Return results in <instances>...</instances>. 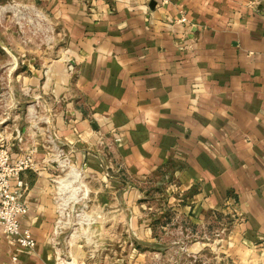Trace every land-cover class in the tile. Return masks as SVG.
<instances>
[{"label":"crops","instance_id":"obj_1","mask_svg":"<svg viewBox=\"0 0 264 264\" xmlns=\"http://www.w3.org/2000/svg\"><path fill=\"white\" fill-rule=\"evenodd\" d=\"M39 1L58 59L26 67L29 100L3 107L38 109L42 128L7 140L36 165L18 219L36 246L1 237L0 264H113L95 259L105 243L55 239L77 205L87 228L73 233L136 222L134 246H118L131 264H264V0Z\"/></svg>","mask_w":264,"mask_h":264},{"label":"rangeland","instance_id":"obj_2","mask_svg":"<svg viewBox=\"0 0 264 264\" xmlns=\"http://www.w3.org/2000/svg\"><path fill=\"white\" fill-rule=\"evenodd\" d=\"M41 7L39 0H0V118L3 119L0 120V144L6 145L9 135L14 137L16 131L21 136L32 124L33 127L42 128L37 123L38 109L33 107L36 105L35 101L27 103V107L30 108L26 111V120H7V110L3 109L14 99L19 102L29 100L31 94L24 95L26 89L22 92L26 67L36 70L41 69L42 66L52 68L58 59L60 48L55 21L48 14L41 13ZM46 117L43 116L44 119L41 120H45ZM16 142L18 143L17 140ZM20 143H23L22 139ZM62 159L68 163L66 158ZM76 207L80 210L63 211L64 218H58L60 222L56 227L64 232L55 239L71 246L82 244L92 247L94 244L105 243L111 252L97 254L96 261L102 260L104 255H107V260L112 261L113 264L114 262L118 264L120 260L122 264H131L135 260L136 255L132 256L125 250L120 254L118 248V246H134L133 238H130L127 232L132 230L136 222L129 215L126 222L112 221V234L104 240L102 236L91 237L86 232L73 233L77 229L86 231L87 228V221L80 216L83 209L79 205ZM115 211L113 209V212ZM170 239L173 240L174 237H164L163 242L166 244ZM96 245L94 247L97 248ZM146 247L150 246L143 245L139 249L148 250ZM152 258V254L149 253L144 259L151 261Z\"/></svg>","mask_w":264,"mask_h":264},{"label":"built area","instance_id":"obj_3","mask_svg":"<svg viewBox=\"0 0 264 264\" xmlns=\"http://www.w3.org/2000/svg\"><path fill=\"white\" fill-rule=\"evenodd\" d=\"M157 2L160 6H166L169 0H157ZM178 22H186L183 12H179ZM14 137L18 143L21 142L18 131ZM60 165L64 167L67 163L62 159ZM35 169V162L29 152L12 159L7 144H0V239L1 237L11 239L18 248L23 250H33L36 243L29 230L22 228L18 221L19 217L28 212V207L24 202L27 184L21 176L25 172ZM63 218L62 212L60 219ZM59 222L60 220L57 221V224ZM11 260L15 262L16 259L12 258ZM63 264H69V262L65 261Z\"/></svg>","mask_w":264,"mask_h":264}]
</instances>
